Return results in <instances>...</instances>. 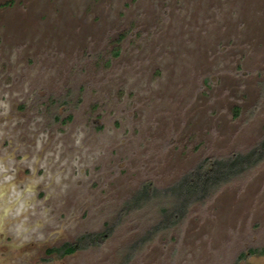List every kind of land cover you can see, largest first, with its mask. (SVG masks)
I'll return each instance as SVG.
<instances>
[{
    "label": "rangeland",
    "instance_id": "374dc122",
    "mask_svg": "<svg viewBox=\"0 0 264 264\" xmlns=\"http://www.w3.org/2000/svg\"><path fill=\"white\" fill-rule=\"evenodd\" d=\"M263 139L264 0H0V264H264V162L151 235Z\"/></svg>",
    "mask_w": 264,
    "mask_h": 264
},
{
    "label": "trees",
    "instance_id": "16d2710c",
    "mask_svg": "<svg viewBox=\"0 0 264 264\" xmlns=\"http://www.w3.org/2000/svg\"><path fill=\"white\" fill-rule=\"evenodd\" d=\"M264 162V139L246 154H233L229 159H207L190 171L175 187L169 189L173 201L172 210H164L165 215L160 225L151 232L154 236L176 225L184 217L187 209L196 201L204 200L220 186L230 182L246 171ZM157 192L151 185H144L129 201L127 209L137 208L142 201H151ZM108 233L87 234L74 242H67L52 248L58 258H64L77 251L101 245ZM255 253L250 250V254ZM264 255V248L260 252ZM246 258V255H243Z\"/></svg>",
    "mask_w": 264,
    "mask_h": 264
}]
</instances>
